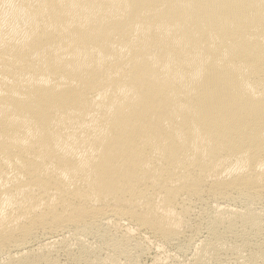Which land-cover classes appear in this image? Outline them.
<instances>
[{"label": "bare ground", "instance_id": "6f19581e", "mask_svg": "<svg viewBox=\"0 0 264 264\" xmlns=\"http://www.w3.org/2000/svg\"><path fill=\"white\" fill-rule=\"evenodd\" d=\"M0 264H264V0H0Z\"/></svg>", "mask_w": 264, "mask_h": 264}]
</instances>
